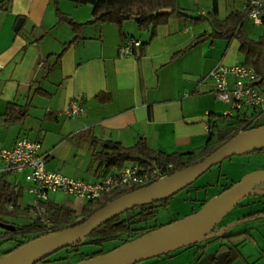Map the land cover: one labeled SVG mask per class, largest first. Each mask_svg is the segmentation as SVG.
<instances>
[{"label":"crops","instance_id":"0c3cea01","mask_svg":"<svg viewBox=\"0 0 264 264\" xmlns=\"http://www.w3.org/2000/svg\"><path fill=\"white\" fill-rule=\"evenodd\" d=\"M176 1L191 18L172 15L152 32L150 28L139 30L133 19L125 20L121 29L114 23H87L92 19L88 4L10 0L6 6L0 0L1 145L10 147L23 137L38 141L40 152L46 154L47 170L96 181L117 169L97 168L92 159L94 139L131 147L142 138L154 151L194 154L214 140L216 133L234 127L237 113L226 114L231 105L217 98L209 72L218 64H243L238 39H207L174 56L197 36L212 31L209 20L193 18H204L213 12L218 21H223L232 12H244L247 0ZM260 1L264 5V0ZM57 12L84 25L73 30L58 20ZM18 21L20 26L16 28ZM241 26L251 40L262 34V24L255 26L246 16ZM126 38L139 39L142 49L137 47L133 54L120 56L118 47ZM67 43L70 44L63 49ZM259 89L264 95V80H259ZM71 100L83 107V112L75 117L64 114ZM251 110L245 109L248 114ZM222 115L228 118L216 121ZM262 119L264 113L253 115L251 121L261 127L239 133L233 146L237 155L264 149L262 146L254 150L255 144L250 145H264ZM2 166L0 161V181L15 185L20 191L19 209L34 204L35 200H24L27 184L23 179L25 184H20V175L7 174ZM180 179V175H175L164 185L175 180V187ZM57 193H49L47 202L63 205L54 199ZM2 220L18 223L13 218ZM229 227L231 224L218 230L221 237L232 234L221 233ZM242 231L249 232L246 228L238 232ZM3 232V238L13 237L4 236Z\"/></svg>","mask_w":264,"mask_h":264},{"label":"trees","instance_id":"16d2710c","mask_svg":"<svg viewBox=\"0 0 264 264\" xmlns=\"http://www.w3.org/2000/svg\"><path fill=\"white\" fill-rule=\"evenodd\" d=\"M76 5H91V21L87 23H114L120 29L125 20L130 16H137L133 19L139 30L150 28L153 32L155 27L165 23L172 15L191 18L187 10L179 7L176 0H68ZM7 6L10 0H3ZM160 9H170L169 13H159ZM215 11V10H214ZM59 21H64L71 26L73 30L82 27L84 24L74 23L67 15L57 12ZM245 17V12H232L223 21H218L213 12L207 17L193 18L195 21L207 19L212 24L210 33L202 34L194 38L189 45L176 53L175 57L182 55L186 50L195 45L210 39L235 37L240 43V52L243 56V64L254 68L259 80H264V15H262V34L257 40L249 39L242 30L241 21ZM75 39V38H74ZM70 43L64 45L65 49ZM143 43L140 47L142 49ZM136 48V47H135ZM133 48V53L134 49ZM132 53V54H133ZM248 109V108H247ZM257 110H251L248 114L245 109L235 114V126L224 131H220L214 135L215 139L208 141L197 153H170L166 154L159 151L151 150L144 139L140 138L136 144L131 147H124L120 142L94 139L92 141V159L97 164L98 169L112 170L122 169L129 163H137L143 167H153L156 165L161 171L167 172V176H171L176 172L191 166L203 157L210 154L218 145L226 142L232 137L249 129L260 128L261 125L253 124L251 118L253 115H259ZM227 115L219 116L216 121L224 122ZM170 164V168L167 165ZM158 181L150 182L147 186L153 185ZM227 188V187H226ZM224 188V189H226ZM223 189V190H224ZM132 188L123 187L110 193H105L97 199L88 200L81 209L82 216H88L107 202L115 199L123 194L132 192ZM135 191V190H134ZM20 191L16 186H11L5 181H0V221L2 218L26 219L25 223H17L14 228L7 229L4 234L13 237L15 245L7 251L0 254L3 256L8 254L22 245L31 242L37 238L48 236L52 233L60 232L64 229L72 228L82 221L76 223L74 210L63 205H55L44 202L42 205L34 203L27 205L24 210H20L17 204ZM171 197V196H170ZM170 197L153 202L151 204L135 207L126 211L127 216L122 217L121 213L102 223L98 228L93 230L88 236L92 243L102 244L104 241L124 238L122 243L129 242L137 237H141L149 232L160 229L165 225H149L148 221L155 217L157 208L165 205ZM203 205V204H202ZM201 205V206H202ZM41 206L45 207L44 212L40 210ZM264 211L250 213L237 219V222L252 220ZM46 221L49 223L47 225ZM175 221H170L171 224ZM167 224V225H168ZM247 231L222 235V238L229 241L230 247L227 255V263H230L237 257L236 243L243 241L245 237H249ZM6 239V240H10ZM82 242L78 243L81 244ZM76 244V245H78ZM105 251L99 250L91 254L82 256L81 260L92 256L103 254ZM47 257L38 260V262H47Z\"/></svg>","mask_w":264,"mask_h":264},{"label":"rangeland","instance_id":"374dc122","mask_svg":"<svg viewBox=\"0 0 264 264\" xmlns=\"http://www.w3.org/2000/svg\"><path fill=\"white\" fill-rule=\"evenodd\" d=\"M256 170H264V149L225 158L208 169L190 185L173 194L165 205L157 208L155 217L149 219L148 224L151 226L167 225L170 221L183 219L198 211L206 198L217 195L224 188H228L239 181L245 174ZM22 179L23 177L20 175V184H25ZM54 199L63 206L74 210L75 215H77L75 218L76 223L84 219L81 213L78 212L84 204L83 200L75 196L66 197L60 192L54 196ZM24 200L30 203L34 198L25 191ZM260 211H264V196L245 197L224 215L217 224L218 228L213 229V234L216 235L205 238L195 245L138 264H227L228 248L232 244L223 239L220 236L221 234L218 233V230L224 228L227 224H231V227L223 229L221 233H234L244 228L250 232L249 237H245L243 241L236 243L240 256L228 264H245V260L248 264H264V213L259 214L258 217L252 220L237 222V219L242 216ZM126 216L127 213L124 212L122 217ZM16 220L15 222L18 223L26 222L23 217ZM3 225L14 228V225L0 221V234L4 230L7 231ZM8 235L4 234V236ZM123 240L124 238H119L104 241L101 245H98L92 243L91 238L87 236L81 244L62 248L48 256L47 262H38L37 264H75L80 262L82 256L99 250L110 251L119 246ZM14 245L15 242L6 240L0 235V254Z\"/></svg>","mask_w":264,"mask_h":264},{"label":"water","instance_id":"95a60500","mask_svg":"<svg viewBox=\"0 0 264 264\" xmlns=\"http://www.w3.org/2000/svg\"><path fill=\"white\" fill-rule=\"evenodd\" d=\"M158 12L169 13L170 9H160ZM136 18L137 16H130V19ZM20 22L21 21L17 22L16 28L20 26ZM238 136L239 134L222 143L201 160L175 174L165 177L153 185L112 199L86 216L81 223L74 227L37 238L8 254L0 256V264H7L10 262L14 257L20 254L23 247L34 241L47 238L54 234L70 231L65 239L52 242L43 253L21 262L20 264H30L42 260L62 248L71 247L82 242L93 230L116 215L131 210L132 208L145 206L172 196L179 190L190 185L208 169L220 163L223 159L237 155L238 153L234 151L233 146ZM252 144H255L253 146L254 150L264 146L258 145L256 142L250 143V145ZM175 175H181L179 183L172 189L167 190L164 194L154 197H145L142 194L132 196L133 194L151 189L156 185L163 184ZM261 185H264V170H256L247 173L239 181L205 201L199 210L193 214L141 237H137L129 242L122 243L103 254L89 257L75 264H138L142 261L195 245L205 238L216 235L213 234V229L224 215L234 208L242 199L249 196H264V189L257 188ZM4 227L5 229L13 228L7 225Z\"/></svg>","mask_w":264,"mask_h":264},{"label":"built area","instance_id":"2783aa9c","mask_svg":"<svg viewBox=\"0 0 264 264\" xmlns=\"http://www.w3.org/2000/svg\"><path fill=\"white\" fill-rule=\"evenodd\" d=\"M244 12L253 25L262 24L264 5L260 0H247ZM141 44L139 39L126 38L119 45L118 53L120 56L131 55L133 48L140 47ZM209 76L215 81L217 98L231 105L227 115L247 108L264 113V95L259 89V79L253 67L242 63L231 66L218 64L211 69ZM81 112H83L81 104L71 100L64 114L75 117ZM0 161L3 163V172L13 176L22 175L27 184V192L34 197L35 203L40 205L48 200L49 193L61 192L88 201L123 187L136 191L147 187L150 182L160 181L167 176V172L161 171L156 165L145 168L137 163H129L96 181L71 178L60 172L47 170L46 154L40 152V143L26 137L19 138L10 147H4L0 143ZM167 167L170 168V164ZM40 210L44 212L45 207L41 206ZM46 223L49 225L47 221Z\"/></svg>","mask_w":264,"mask_h":264},{"label":"bare ground","instance_id":"6f19581e","mask_svg":"<svg viewBox=\"0 0 264 264\" xmlns=\"http://www.w3.org/2000/svg\"><path fill=\"white\" fill-rule=\"evenodd\" d=\"M165 183L156 185L155 187L148 189V190H145L143 192H140L138 194H133L132 196L141 195V194L144 196H147V195L155 196L158 194L161 195L160 193L163 194L167 190H169L170 188L171 189L173 188V186L175 185V180H170L166 185H164ZM150 196H147V197H150ZM69 233H70V231H65L62 233H58L57 235H55L51 238H45V239L34 241V242L30 243L29 245L23 247L20 254L17 255L16 257H14L7 264H20L21 262H24V261H27L31 258H34V257L40 255L41 253H43L49 247V245L52 242H54L56 240L65 239Z\"/></svg>","mask_w":264,"mask_h":264},{"label":"flooded vegetation","instance_id":"af4514ba","mask_svg":"<svg viewBox=\"0 0 264 264\" xmlns=\"http://www.w3.org/2000/svg\"><path fill=\"white\" fill-rule=\"evenodd\" d=\"M257 188H259V189H264V187H262V185H261V186H258ZM83 218H85V216H83ZM216 228H218V226H217ZM216 228H215V229H216Z\"/></svg>","mask_w":264,"mask_h":264}]
</instances>
